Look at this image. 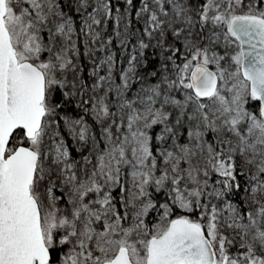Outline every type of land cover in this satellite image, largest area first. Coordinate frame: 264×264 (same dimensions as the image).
Segmentation results:
<instances>
[{
	"label": "snow or ice",
	"instance_id": "snow-or-ice-1",
	"mask_svg": "<svg viewBox=\"0 0 264 264\" xmlns=\"http://www.w3.org/2000/svg\"><path fill=\"white\" fill-rule=\"evenodd\" d=\"M240 3L241 0H235L236 5ZM173 6L178 15H184L183 6ZM220 6L221 0H206L200 20L226 25L228 34L239 42V50L230 57L235 71L228 73L221 67L223 56L210 55L207 48L191 42L185 44L191 58L176 68L179 84L192 93L185 105L192 101L200 112L209 107L200 102L201 98H207L217 118L223 116L228 131L239 138L237 148H230L227 159H223L221 152L208 145L207 166L203 170L192 166V153L187 147H180L179 155L171 151L161 153L171 174L166 168L154 178L156 158L149 147L150 137L139 127L133 130L141 121L144 128H150L167 118L166 113L161 109L154 111L149 103L143 113L133 110L128 116L129 134L117 138L119 143L99 157V170L88 181H78L74 173L64 178L63 183L71 185L66 201L71 208L66 210L58 206L60 198L52 194L51 170L45 168L43 160L47 154L44 144L48 118L55 111L50 98L54 86L63 87L56 78L57 70L67 67L70 61L61 54L63 50L53 53L40 35L51 13L50 0H0V264H264V181L257 176H253L257 184L251 189L256 207L242 215L228 205L233 215L226 223L235 233L231 238L221 233L214 206L207 224H203L188 216L168 219V205H163L162 222L152 230L142 219L154 206L150 200L136 213L137 222L127 228L122 226L126 214L122 217L114 210L110 191L104 192L102 198L85 202L89 193L103 191L96 180L98 175L104 184L119 182L121 165L132 168L133 187L138 189L130 194L132 200L147 196L146 188L150 184L160 188L167 183L174 193L172 203L187 211H192L194 206L206 207L200 205L204 194L200 187L201 171L205 177L209 174L208 168L219 172L226 178L224 183L232 187L229 180L236 178L231 155L234 151L242 155L251 152L246 164H255L257 172L264 176V107L259 109L258 116L244 107L249 97L264 104V11L232 14L233 0H227L224 11H220ZM151 19L156 22L155 26L160 25L155 12ZM185 22L192 23L187 17ZM56 30L61 35L70 33L71 23L58 24ZM45 51L50 54L46 60L41 59ZM213 63L215 72L209 68ZM229 79L233 81L231 87ZM227 92L231 93L230 97L224 94ZM154 94L159 93L154 90ZM172 103L184 107L178 100ZM102 111L108 114L106 106ZM202 115L207 126L212 127L215 122H209L206 112ZM242 122H247V136L241 134ZM189 135L198 139L202 133L197 130ZM67 155L62 146H57L53 162L61 164ZM181 162L189 167L182 169ZM71 167L65 164L61 171ZM46 179L48 183L44 184ZM188 182L194 186L187 187ZM203 183L206 186L207 180ZM214 194L223 195L222 192ZM110 218H114L111 223ZM101 220L102 230H97L94 225Z\"/></svg>",
	"mask_w": 264,
	"mask_h": 264
},
{
	"label": "rangeland",
	"instance_id": "rangeland-1",
	"mask_svg": "<svg viewBox=\"0 0 264 264\" xmlns=\"http://www.w3.org/2000/svg\"><path fill=\"white\" fill-rule=\"evenodd\" d=\"M221 1V6L225 5L226 10L227 0ZM50 2L51 13L40 35L43 43L51 47L53 53L63 50L61 54L70 61L67 67L57 70L56 78L63 87L54 86L50 98L55 111L48 118L49 126L44 144V151L47 154L43 160L45 168L51 170L50 179L54 185L52 194L60 198L58 206L61 209L71 208V205L66 203L71 185L64 184V178L74 173L78 181H88L92 173L99 170V157L110 151L113 144L119 143L117 138L122 139L129 134L128 116L133 110L143 113L149 103L154 111L161 109L166 113L167 118L150 128H144V122L141 121L133 126V130L139 127L141 131L146 132L150 137L151 148L155 126L164 124L171 129V138L165 149L153 152L151 148L156 158L154 178H158L166 168L171 174L170 167L164 163V156L161 153L171 151L179 155V148L187 147L192 153V166L203 170L207 166L208 145H211L214 151L221 152L224 159L230 154V148H237L239 138L228 131L223 123V116L217 118L218 114L215 113L211 102L206 100L204 104L209 107L200 112L196 111V105L192 101L185 105V100L191 93L178 81L176 59L182 58L184 63L186 58H191L185 47L187 42L200 48H207L210 55L216 53L218 56H223L224 59L220 61L221 67L228 73L235 71L236 66L230 57L239 50V42L228 34L226 25L213 24L211 21L201 22L200 12L206 2L201 3L200 0H161L159 4L157 0H130V2L129 0H50ZM174 4L185 8L184 15L177 14ZM243 5L244 0H241L239 5L233 0L232 14L239 15L237 12L244 10ZM25 6L30 7V5ZM45 12L47 13V7ZM153 12L161 22L159 26H155L156 22L151 19ZM165 12L167 15L164 14ZM185 17L191 19L190 25L185 22ZM65 22L71 23V32L61 35L56 30L57 25ZM177 32L179 35H176ZM147 53L154 61H151V64L147 59ZM49 56L47 51L41 53V59L46 60ZM210 65L217 71L214 63ZM130 68L134 70L130 72ZM173 81L176 83L170 87ZM232 82L229 79V87ZM154 90L159 94H154ZM224 94L231 96L230 92ZM165 98H168L167 103ZM172 100L180 101L184 107L174 105ZM251 101L249 97L244 107L258 116L249 109ZM72 103L86 109L92 121L83 115L63 114V110ZM129 104L131 108L128 107ZM103 106L108 109L107 115L102 111ZM205 112L209 116V122H215L212 127L207 126L208 122L203 120L202 114ZM239 127L241 134L247 136V122H242ZM213 128L218 131H214ZM197 130L202 133L198 139L189 135ZM57 146H62V150L68 154L61 164L53 162ZM70 147H75L78 158L72 156ZM231 155L235 161V169L242 178L240 192L244 210L229 194L228 185L224 183L226 178L213 175L211 168L207 169L209 173L207 177L203 176V171L199 176L200 187L204 193L200 198V205L206 207L194 206L192 211H187L175 205L182 212L198 214L203 224H207L214 206L218 213L220 231L230 238L235 236V233L226 223L233 215L228 205H232L242 215L252 211L256 205L252 203L251 189L257 184L253 176L264 181V176L257 172L255 164H246V157L251 158V152L242 155L237 150ZM256 160L258 162L259 157H256ZM65 164H70L72 167L61 171ZM188 167L187 163L181 162L182 169ZM120 169L117 184L111 182L104 184L103 178L98 175L96 180L101 184L103 191L99 194L89 193L85 202L102 198L104 192L110 191L114 210L122 217L126 214L122 221V226L125 228L137 222L136 213L149 200L154 206L142 217L148 229L154 230L155 226L162 222L165 213L163 205H168L170 212L168 219H175L172 206L161 198L167 196L173 200L174 193L171 192L169 184L166 183L160 188L150 184L146 188L147 196L132 200L130 194L138 192V189L133 187L132 168L130 165H121ZM205 180H207L206 186L203 183ZM47 183L46 179L44 184ZM193 186L190 182L187 183V187ZM216 192H222L223 195L216 196L214 194ZM210 193L212 195H209ZM116 194L119 196L118 201ZM256 198H260L259 193L256 194ZM117 203H120V208ZM94 207L99 208V205ZM155 208L157 209L155 215L151 216ZM113 219L110 218L109 222H113ZM102 225L103 220L94 227L102 230ZM236 240L239 242L238 236ZM232 251L236 249L232 248Z\"/></svg>",
	"mask_w": 264,
	"mask_h": 264
},
{
	"label": "trees",
	"instance_id": "trees-1",
	"mask_svg": "<svg viewBox=\"0 0 264 264\" xmlns=\"http://www.w3.org/2000/svg\"><path fill=\"white\" fill-rule=\"evenodd\" d=\"M200 1H201V3L206 2V0H200ZM221 3H222V1H221ZM243 9L244 10H242V11L240 10L237 13L239 15H242V14H247L250 10H252L258 14L259 12L264 11V0L263 1L262 0H244ZM224 10H225V5L220 6V11H224ZM147 59L150 61V64H151V61H153V59L150 57L149 53H147ZM176 60H177V62H176L177 65H179V66L183 65L182 58H179ZM210 67L214 69L213 66L210 65ZM189 92L191 93V90ZM200 102L205 103L206 100L200 101ZM260 108H261V105L258 101L252 100L250 102L249 109L252 110L254 113L259 114ZM63 114H65V115L66 114L83 115L87 119L92 121V117L89 114V112L86 109H83L81 107L76 106L74 103L69 104V106H67L63 110ZM166 128H168V127H166L164 124H158L157 126H155V128L153 130V137H152V142H151V148H152L153 152H158L159 150L165 149L168 146L170 138H171V131L170 132L166 131ZM70 150H71L72 156L74 158H78V153H77L75 147H70ZM211 173L215 176L224 177V176L220 175L219 172H216L212 169H211ZM233 174L235 175L236 178H235V180H229V183L232 185L231 188L228 187L229 194L236 201L239 202L241 208L244 210L245 208H244L243 201L241 200V192H240V182H241L242 178L238 174L237 169L234 170ZM236 185H239V187L237 188ZM115 196L117 197V201H118L119 196L117 194ZM161 198L172 206L173 215L175 216V218H177L178 216H188L190 219L196 220V221H199L202 223V220L199 219L198 214H196L195 212H182L177 206H175L172 203V200L170 199V197L166 196V198H164L162 196ZM117 205L120 208V203H117ZM156 210L157 209L155 208V210H153L151 212V216L155 215Z\"/></svg>",
	"mask_w": 264,
	"mask_h": 264
},
{
	"label": "water",
	"instance_id": "water-1",
	"mask_svg": "<svg viewBox=\"0 0 264 264\" xmlns=\"http://www.w3.org/2000/svg\"><path fill=\"white\" fill-rule=\"evenodd\" d=\"M245 47H247V46H245ZM209 68H210V70L215 72V70L213 68H211L210 66H209ZM201 100L204 101V100H208V99L207 98H201ZM259 103H260L261 107H264V104H262L261 102H259Z\"/></svg>",
	"mask_w": 264,
	"mask_h": 264
},
{
	"label": "bare ground",
	"instance_id": "bare-ground-1",
	"mask_svg": "<svg viewBox=\"0 0 264 264\" xmlns=\"http://www.w3.org/2000/svg\"><path fill=\"white\" fill-rule=\"evenodd\" d=\"M65 13V12H64Z\"/></svg>",
	"mask_w": 264,
	"mask_h": 264
}]
</instances>
